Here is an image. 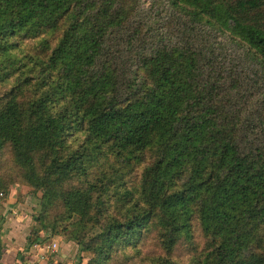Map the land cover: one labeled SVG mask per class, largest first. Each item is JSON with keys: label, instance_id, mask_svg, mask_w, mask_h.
<instances>
[{"label": "trees", "instance_id": "obj_1", "mask_svg": "<svg viewBox=\"0 0 264 264\" xmlns=\"http://www.w3.org/2000/svg\"><path fill=\"white\" fill-rule=\"evenodd\" d=\"M210 2L166 3L189 29L230 19L243 60L183 42L157 1L144 17L141 0H0V147L42 189V214L59 201L77 216L67 239L93 264H264V26Z\"/></svg>", "mask_w": 264, "mask_h": 264}, {"label": "rangeland", "instance_id": "obj_2", "mask_svg": "<svg viewBox=\"0 0 264 264\" xmlns=\"http://www.w3.org/2000/svg\"><path fill=\"white\" fill-rule=\"evenodd\" d=\"M157 1V6L159 9L158 17L164 16V26L166 29L171 27L176 28L180 25V22L172 23L168 21L171 19L175 14L177 18L182 19V40L183 42L192 41L194 44L200 45L203 44H211L216 49L219 48L221 44L223 46V56H218L225 58L226 60H231L230 62H236L237 60H243V47L239 46L240 37L238 36L237 32L233 28V22L229 19V24L227 22L222 24L219 21L217 16L212 17V24H206L204 21L206 16L205 14L202 15V20L200 22H196L190 29L188 28L189 23L191 22L189 13L182 8V12L179 11L178 13H174L172 6L167 5V0H141V14L142 16L146 17L148 15L147 10H143V7H149L152 2ZM210 7L214 10L218 11L219 14L225 15V11H229L232 15L244 22V23H251L257 26L263 27L264 26V0H253V4L245 3L244 5H240V1H247V0H210ZM186 6V3H183L182 6ZM191 8V7H189ZM198 9V8H197ZM56 33H49L44 34L47 37L54 38ZM41 36V35H40ZM232 39H234L235 43L232 44ZM236 39V40H235ZM40 37H36L34 42H39ZM22 48L30 47L26 44H21ZM246 59V58H245ZM247 62L254 63L251 59L247 58ZM256 63V62H255ZM247 75L251 74V71L248 69L246 72ZM12 80H7L5 82H0V99L3 98L6 91L11 85ZM261 82V81H260ZM264 89V84H263ZM75 145H78V141H75ZM36 167L40 169L44 165L49 163V158L45 153H37L35 156ZM27 172L26 170L21 167L15 160L13 156V152L11 146L9 144H5L4 146L0 147V182L4 183L7 190H10L13 187H20L26 189L27 193H31L35 198V203L37 206L36 215H40L41 213V195L42 189L39 187H34L28 181ZM85 176L82 175L81 178L78 176L74 177L71 183H77L79 181H84ZM0 188H3L0 186ZM59 201L56 202L55 207L50 208L47 212L43 213L42 215L45 217V222L50 225L51 220L53 218L57 219V227L56 230H46L50 235H57L63 239L67 238L68 235H72L76 232L77 226L76 224V215H72L70 219H64L63 207L58 205ZM44 230V229H42ZM45 231V230H44ZM45 231V233H47ZM98 228H94V230L86 232H80L81 235H92L93 233L97 232ZM36 235L35 232L32 233ZM81 244H75V248L72 250V264H93L92 257L93 253L90 250L81 249Z\"/></svg>", "mask_w": 264, "mask_h": 264}, {"label": "crops", "instance_id": "obj_3", "mask_svg": "<svg viewBox=\"0 0 264 264\" xmlns=\"http://www.w3.org/2000/svg\"><path fill=\"white\" fill-rule=\"evenodd\" d=\"M36 211L35 198L26 189L5 191L0 200V264H72L76 242L38 229ZM42 241H54L58 247L45 255L32 245Z\"/></svg>", "mask_w": 264, "mask_h": 264}, {"label": "built area", "instance_id": "obj_4", "mask_svg": "<svg viewBox=\"0 0 264 264\" xmlns=\"http://www.w3.org/2000/svg\"><path fill=\"white\" fill-rule=\"evenodd\" d=\"M5 197V191L0 190V200ZM33 247L41 249L43 253L48 255L49 253L56 250L58 247L57 243L54 241H42V242H33Z\"/></svg>", "mask_w": 264, "mask_h": 264}]
</instances>
